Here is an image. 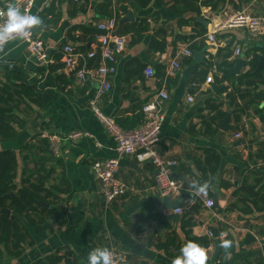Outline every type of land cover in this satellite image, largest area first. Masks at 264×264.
<instances>
[{
    "label": "crops",
    "instance_id": "crops-1",
    "mask_svg": "<svg viewBox=\"0 0 264 264\" xmlns=\"http://www.w3.org/2000/svg\"><path fill=\"white\" fill-rule=\"evenodd\" d=\"M6 1L0 0V8ZM203 1L151 0L145 9L126 5L127 12L120 18L131 11L134 21L124 22L119 27L117 20L116 30L121 32L134 29V25H143L146 31L141 33V40L132 45L133 35H123L127 44L117 56L111 90L100 101L99 107L118 125L119 121L138 116L145 104L156 99L165 82L160 80V75H165L170 62L178 57L180 69L166 83L169 98L163 106L159 150L166 158L176 161L173 176L184 188L190 189L193 180L209 181L211 196L217 205L207 209L200 203L191 217L174 214L176 208H164L163 199L168 198L169 204L180 200L177 207L187 211L196 203L191 198L192 194L181 192L179 197H162L155 186L154 167L131 157L120 158L116 174L127 186L126 193L112 204H105L91 166L97 160L116 158L115 142L89 106L95 94V83L92 79L83 85L77 83L73 71L63 65L59 55L65 45H71L82 53L95 50L98 65L99 52L87 35L90 28L95 29V24L107 17L99 14L97 6L101 0H82L80 3L34 0L30 13L38 15L43 24L30 33L43 42L51 62H37L27 51L26 43L19 40L10 41L0 49V86L8 81L5 72H13L12 77L20 78L24 85L34 88L41 100L40 106L32 105L38 113L36 117L29 114L24 132L16 139L0 144V151H14L21 176V157L27 153L20 152L24 145L36 144L33 137L43 133L60 138L57 155L49 147L53 160L46 166L54 170L49 184L68 190L67 194H57L58 202L49 199L55 208L65 212L66 222L58 230L55 227L54 234L46 240L28 248L19 260H4L0 264H37L48 258L51 262L53 258H61L59 264H87L88 254L97 247L115 248L129 264H171L172 259L179 255L180 248L187 243L185 230L181 229V218L185 221L192 218L191 221L195 222L190 229L191 237L209 239V247H203L208 255L207 264L221 262L219 245L226 237L223 235L225 227L238 241L247 233L253 235L254 230L249 227L260 225L261 221L248 222L247 218L239 221L236 214H224L217 211V207L224 209L231 200L236 181H241L236 172L243 163L247 162L249 168L252 167L248 156L256 152L260 141H264L263 126L251 115L249 118L243 116L239 123L246 130L240 139H234L233 130L217 136L219 124L213 137L202 132L206 127L204 120L207 122L210 118L206 101L223 100L219 95L221 89L213 90L214 86L221 87L215 81L216 76H221L218 66L226 60L232 63L230 70L237 58L248 63L245 59L248 51L255 48L264 51V37L251 38L245 28L222 25L229 16L241 11L264 18V0H214L215 10L202 6ZM127 4L131 3L127 0ZM119 7L120 4L113 0L111 13ZM199 18L207 24L201 23ZM210 33H214V44L207 40ZM162 43L165 44L164 51L159 48ZM151 44L154 50L150 49ZM237 47L243 53L240 57L234 55ZM185 48L191 51L190 57L180 55ZM228 48L231 55L226 58ZM199 52H204V56L199 57L201 61L197 55L194 56ZM260 56L264 57V54ZM90 66L94 68L91 62ZM247 67L246 64L240 74ZM146 68L153 70L151 77L145 75ZM205 69L207 74L196 78ZM140 73L142 79L138 77ZM207 78H212V82L206 83ZM1 90L0 87V94ZM188 96L193 98L192 102H187ZM19 110L30 112L23 105ZM221 110L229 114L228 125L234 129L236 123L232 110L226 105ZM73 131L88 132L91 136L78 141L66 139ZM203 149H213L221 157L219 170L214 175L202 170ZM34 153L43 156L39 150ZM226 184L231 187L226 189L223 187ZM258 248H261L259 242L246 250ZM240 255L228 256L225 264H238Z\"/></svg>",
    "mask_w": 264,
    "mask_h": 264
},
{
    "label": "trees",
    "instance_id": "trees-1",
    "mask_svg": "<svg viewBox=\"0 0 264 264\" xmlns=\"http://www.w3.org/2000/svg\"><path fill=\"white\" fill-rule=\"evenodd\" d=\"M115 1L120 4V7L111 13L113 0H101L97 6L99 14L119 20L127 12L126 5L145 9L151 3V0L128 1L131 4H127V0ZM213 2L214 0H205L202 2V6H208L215 10L216 6ZM133 27L135 28L121 31L123 33L116 30L118 35L131 33L133 35L131 45L139 42L141 33L146 31V27L143 25H134ZM98 33L96 29L90 28L87 39L95 42V36ZM154 48V45L151 44L150 49L154 50ZM159 48L160 51H164L165 44L162 43ZM227 50L229 52L226 58L231 55L229 48ZM88 52L80 53L87 54ZM260 54H264V51L257 48L245 53L248 67L239 75L238 81H235L234 75L229 72V68L232 67L231 62L225 60L218 66L221 76H216L215 81L221 86L219 95L223 96V100L217 98V100L206 101L210 118L207 122L204 120L206 127L202 132L203 135L213 137L217 133L216 126L228 114L221 110L223 105L232 110L233 120L236 124L231 131H235L233 136L240 134L238 139L246 133L244 125H239L243 116L249 118L253 115L260 121L264 129V67L256 70ZM59 56L61 57V52ZM90 62L94 64V68L97 67L96 59L88 61L89 67H91ZM12 74L14 73L6 71L5 75L8 81L0 86L2 89L0 94V144L14 140L24 132L29 114L35 116L38 113L32 108V105L40 106L41 102L34 88L27 87L20 78L12 77ZM202 74L206 75L207 70H203L196 78ZM138 77L142 79L141 73ZM165 78L164 74L160 75L161 81H164ZM210 101L214 102L210 103ZM21 105L29 108L30 112L19 110ZM143 119L144 114L140 111L138 116L118 123L124 130H132L137 128ZM43 135L44 133L33 137L36 144H26L21 148L20 152H27L21 157L23 163L21 176L18 174V161L14 151L10 149L0 151V262L19 260L28 248H32L37 242L44 241L54 234L55 227L58 230L65 225V212L55 208L49 199L58 202L57 194H67L68 190L49 184L54 170L46 165L53 160V156L49 150L50 142ZM36 150L42 152L43 156L35 154ZM203 154L204 168L202 170L214 175L219 170L220 155L213 149H203ZM248 158L252 167L249 168L247 162H242V167L236 172L241 181H236L235 189L227 206L224 209L217 207V211L224 214L234 213L239 221L247 218L248 222L251 220L261 221V224L250 226L249 228L254 230L253 235L247 233L239 241L225 227L227 233L225 239L232 241V247L228 250L229 255L227 256L225 250L220 247V264L228 262V256L239 253L241 255L237 260L238 264H264V141L258 143L256 152L253 155L249 154ZM41 164L43 165L41 166ZM223 187L228 189L231 185L226 184ZM187 190L188 188H185L182 192L188 193ZM194 202L196 203L187 211L183 210L181 206L177 207L181 208L182 217H191L197 212L201 204L197 200ZM45 204H48V207ZM191 220L192 218H187L186 221L184 218L180 219L181 229L185 230L184 235L187 242L193 241L202 247H209L208 238L190 236V229L195 225V222ZM212 236L213 234L210 237ZM257 240H259L261 248L247 251L248 247L258 243ZM60 262L61 258H53V262L48 258L47 261L40 260L37 264H59Z\"/></svg>",
    "mask_w": 264,
    "mask_h": 264
},
{
    "label": "built area",
    "instance_id": "built-area-1",
    "mask_svg": "<svg viewBox=\"0 0 264 264\" xmlns=\"http://www.w3.org/2000/svg\"><path fill=\"white\" fill-rule=\"evenodd\" d=\"M72 3H79L81 0H70ZM14 4L22 12L30 13L33 7L34 0H7L0 8V23L6 20L3 15L8 4ZM223 27H237L248 30L251 38L264 37V18L254 16L251 13L241 12L234 13L229 16L222 25ZM117 20L115 18H106L95 24V29L99 32L95 36V47L98 50L99 62L96 68H91L88 65L89 60H94L97 57L95 50H91L87 54H82L74 49L71 45H65L61 49V60L63 65L73 71L76 81L80 84H86L89 79L95 83V94L89 103V106L103 126L106 133L111 136L115 142L116 158L97 160L92 163V170L99 181L100 194L105 204L110 205L122 197L127 186L116 177L119 168V160L122 157H131L138 162H147L155 169L154 182L162 197H179L185 189L178 184L173 176V169L177 165L176 161L166 158L159 150L160 132L164 121L163 106L169 98L166 89L167 80L176 76L180 69L178 57L174 58L165 72V82L162 84L156 99L150 101L143 106L144 114L143 122L135 129H122L113 118L102 113L99 107L100 101L111 90V79L116 73L117 56L123 52L127 41L123 35L116 33ZM19 40L27 45L29 54L39 63L49 64L51 58L47 48L43 42L34 37L31 33L22 37L14 38L11 41ZM210 44H214V33L207 36ZM241 49L237 47L234 50L236 57L241 56ZM184 57H190L191 51L185 48L180 52ZM145 75L151 77L153 70L145 69ZM212 78H207L206 83H211ZM193 98L188 96L187 102H192ZM88 132L73 131L66 136V139L78 141L83 138L90 137ZM50 142L51 149L54 155H57V147L60 138L55 136L43 135ZM238 139L240 134L233 136ZM190 193V189L187 190ZM195 200L199 201L205 208L212 209L214 200L211 196L210 189L208 194L195 195L192 194ZM174 214H182L181 208L173 210ZM211 236V233H209ZM112 252L113 264H129L122 254L113 247H107Z\"/></svg>",
    "mask_w": 264,
    "mask_h": 264
},
{
    "label": "clouds",
    "instance_id": "clouds-1",
    "mask_svg": "<svg viewBox=\"0 0 264 264\" xmlns=\"http://www.w3.org/2000/svg\"><path fill=\"white\" fill-rule=\"evenodd\" d=\"M3 15L6 16V20L0 23V49H3L14 38H22L43 24L38 15L22 12L11 3L7 5ZM189 188L190 195L194 193L206 196L210 182L193 180ZM223 235L226 236L227 233ZM219 246L225 250L227 256L229 255L228 250L232 247V241L222 239ZM207 259V251L198 243L189 241L180 248L179 255L172 259L171 264H206ZM87 264H113L112 252L107 247H97L88 254Z\"/></svg>",
    "mask_w": 264,
    "mask_h": 264
},
{
    "label": "water",
    "instance_id": "water-1",
    "mask_svg": "<svg viewBox=\"0 0 264 264\" xmlns=\"http://www.w3.org/2000/svg\"><path fill=\"white\" fill-rule=\"evenodd\" d=\"M128 1H131V0H128ZM199 20L201 21V23H203L204 25H206L207 23L206 22H203V20H201V18H199ZM134 21V17H133V13L131 11H129L127 13V15L123 18H119L118 20V25L119 27L124 23V22H133ZM197 55V59L199 61H201L199 59V57H203L204 56V52H199V53H196L194 54V56ZM247 62L246 60L242 59V58H237L235 60V65L232 69L229 70V72L235 76V80L238 81L239 79V75H240V71L241 69L246 66ZM264 67V57L263 56H260L259 58V61L257 63V66H256V70H259L261 68ZM220 90V88H215V86L213 87V90ZM228 120H229V114H227L225 116V118L222 120V122L218 125V129H219V132L217 134V136H220L222 132H227V131H230L232 129V127H230L228 125ZM163 207L164 208H177L178 204L180 203V200L178 201H175V202H172V204H169V199L168 198H164L163 199ZM170 205V206H169ZM216 202H214V206H216ZM9 213V212H7Z\"/></svg>",
    "mask_w": 264,
    "mask_h": 264
},
{
    "label": "rangeland",
    "instance_id": "rangeland-1",
    "mask_svg": "<svg viewBox=\"0 0 264 264\" xmlns=\"http://www.w3.org/2000/svg\"><path fill=\"white\" fill-rule=\"evenodd\" d=\"M241 12H245V11H241ZM241 12H236V13H241ZM247 13V12H246ZM77 83H79L78 81H76ZM178 182V181H177ZM179 185H181L182 187V184L180 182H178ZM211 233V232H210Z\"/></svg>",
    "mask_w": 264,
    "mask_h": 264
}]
</instances>
